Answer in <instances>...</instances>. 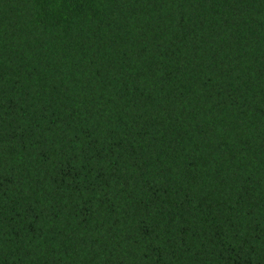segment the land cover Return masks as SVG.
<instances>
[{"label": "trees", "instance_id": "1", "mask_svg": "<svg viewBox=\"0 0 264 264\" xmlns=\"http://www.w3.org/2000/svg\"><path fill=\"white\" fill-rule=\"evenodd\" d=\"M0 264H264V0H0Z\"/></svg>", "mask_w": 264, "mask_h": 264}]
</instances>
